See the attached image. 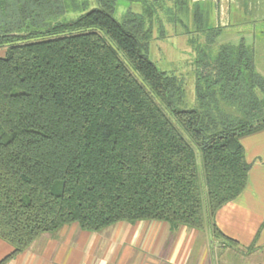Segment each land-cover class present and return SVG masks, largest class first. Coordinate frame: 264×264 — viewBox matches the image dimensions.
Wrapping results in <instances>:
<instances>
[{
  "label": "trees",
  "instance_id": "1",
  "mask_svg": "<svg viewBox=\"0 0 264 264\" xmlns=\"http://www.w3.org/2000/svg\"><path fill=\"white\" fill-rule=\"evenodd\" d=\"M99 2L41 31H0V238L13 247L4 261L71 223L208 231L206 208L214 244L238 248L214 217L246 187L241 138L264 129L253 49L221 45L199 70L200 106L182 108L181 81L148 57L145 18L121 22L117 0ZM207 13L194 7L195 31L222 32Z\"/></svg>",
  "mask_w": 264,
  "mask_h": 264
},
{
  "label": "crops",
  "instance_id": "2",
  "mask_svg": "<svg viewBox=\"0 0 264 264\" xmlns=\"http://www.w3.org/2000/svg\"><path fill=\"white\" fill-rule=\"evenodd\" d=\"M184 2L192 20L197 4L207 6L209 29L223 28L221 35L239 30L237 38L253 49L256 69L264 76V31L258 26L264 21V0ZM241 143L250 164L246 187L214 217L219 229L239 242L238 248L212 245L208 231L174 230L166 221H120L99 232L71 223L41 234L7 261L13 247L0 238V264H212V255L218 264H264V129L243 136Z\"/></svg>",
  "mask_w": 264,
  "mask_h": 264
},
{
  "label": "rangeland",
  "instance_id": "3",
  "mask_svg": "<svg viewBox=\"0 0 264 264\" xmlns=\"http://www.w3.org/2000/svg\"><path fill=\"white\" fill-rule=\"evenodd\" d=\"M183 1L117 0L113 15L121 22L132 15L145 18L147 26L152 28L149 59L181 81L180 107L192 109L200 106L196 85L204 62L213 61L221 45H236L241 39L237 38L240 32L236 29L230 35L195 31ZM95 8H103L99 0H0V31L16 34L41 31ZM238 28L246 29L247 25ZM6 48V45L0 48L1 56L5 55ZM217 258L212 255L211 263L218 264Z\"/></svg>",
  "mask_w": 264,
  "mask_h": 264
},
{
  "label": "water",
  "instance_id": "4",
  "mask_svg": "<svg viewBox=\"0 0 264 264\" xmlns=\"http://www.w3.org/2000/svg\"><path fill=\"white\" fill-rule=\"evenodd\" d=\"M206 212H207V222H208V232H209V235H210V240H211V243L212 245L214 244L213 242V239H212V235H211V223H210V216L208 214V210L206 208Z\"/></svg>",
  "mask_w": 264,
  "mask_h": 264
}]
</instances>
